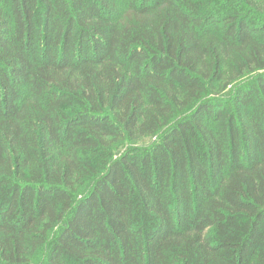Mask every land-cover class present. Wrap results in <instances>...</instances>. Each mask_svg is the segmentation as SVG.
I'll list each match as a JSON object with an SVG mask.
<instances>
[{"label":"trees","instance_id":"trees-1","mask_svg":"<svg viewBox=\"0 0 264 264\" xmlns=\"http://www.w3.org/2000/svg\"><path fill=\"white\" fill-rule=\"evenodd\" d=\"M42 251L264 264V0H0V264Z\"/></svg>","mask_w":264,"mask_h":264},{"label":"rangeland","instance_id":"rangeland-1","mask_svg":"<svg viewBox=\"0 0 264 264\" xmlns=\"http://www.w3.org/2000/svg\"><path fill=\"white\" fill-rule=\"evenodd\" d=\"M246 80H247L246 78L243 79V80L241 81V83H244ZM43 257H44V251L40 252V253L36 256V258H37L36 263H34V259H33V264H40V262L42 261Z\"/></svg>","mask_w":264,"mask_h":264}]
</instances>
